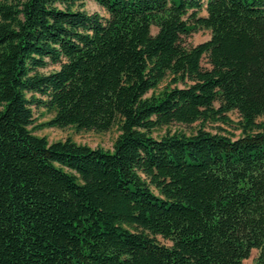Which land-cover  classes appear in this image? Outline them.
Instances as JSON below:
<instances>
[{
	"label": "trees",
	"instance_id": "obj_1",
	"mask_svg": "<svg viewBox=\"0 0 264 264\" xmlns=\"http://www.w3.org/2000/svg\"><path fill=\"white\" fill-rule=\"evenodd\" d=\"M95 1L0 0V264H264V0Z\"/></svg>",
	"mask_w": 264,
	"mask_h": 264
},
{
	"label": "rangeland",
	"instance_id": "obj_2",
	"mask_svg": "<svg viewBox=\"0 0 264 264\" xmlns=\"http://www.w3.org/2000/svg\"><path fill=\"white\" fill-rule=\"evenodd\" d=\"M83 8L88 12L96 11L100 14H106L103 7H101L95 0H84ZM200 14H205L204 10L199 12ZM155 31V28H153ZM210 33L208 29H200L195 32H192L191 35L187 38V41L191 44H196L201 41L206 40L209 37ZM57 64H48L44 67L43 71H50L52 69L57 68ZM162 86V85H161ZM34 116L37 119V122H42L48 120L52 113L46 111L42 107L33 106ZM228 117L230 120L235 123L237 122L238 116L236 112H228ZM201 127L199 121L194 122L190 125L171 123L166 126H162L153 130L152 135L155 137H160L167 131H182L185 133L194 132L197 128ZM206 130H210L212 132L222 131V132H233L234 134H238L239 130L234 129V127L230 124L223 123L220 121L217 122H206L202 126ZM37 135H44L47 137L49 141L62 140L67 137L71 138L73 141L79 144H86L90 147H101L103 149H111L112 144L118 134V130L113 127L107 131L97 132L95 130H76L74 127L68 126L65 128L59 127H44L42 129L35 130ZM157 239L162 243H168L162 237L157 236ZM258 254L257 249H252L250 256L246 259L242 260V264H253L254 260Z\"/></svg>",
	"mask_w": 264,
	"mask_h": 264
}]
</instances>
